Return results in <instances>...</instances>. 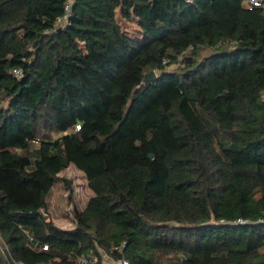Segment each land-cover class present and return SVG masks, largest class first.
I'll use <instances>...</instances> for the list:
<instances>
[{
  "label": "trees",
  "instance_id": "trees-1",
  "mask_svg": "<svg viewBox=\"0 0 264 264\" xmlns=\"http://www.w3.org/2000/svg\"><path fill=\"white\" fill-rule=\"evenodd\" d=\"M66 1L0 0V264H264V0Z\"/></svg>",
  "mask_w": 264,
  "mask_h": 264
},
{
  "label": "rangeland",
  "instance_id": "rangeland-1",
  "mask_svg": "<svg viewBox=\"0 0 264 264\" xmlns=\"http://www.w3.org/2000/svg\"><path fill=\"white\" fill-rule=\"evenodd\" d=\"M122 22L125 30H129L134 36L138 35L137 25L132 22L127 23L124 20ZM208 52L209 49L203 50V54ZM178 66V63H174L168 65L167 68L168 70H174L177 69ZM60 176L64 177V180L57 182L51 189L47 196L48 206L46 209H43L42 212L44 216L50 218L57 226L70 228L75 225L73 220V208L84 209L93 191L89 187L85 173L73 164L65 168L60 173ZM66 180L70 181L71 185H68ZM1 242L2 240L0 238V243ZM103 255L104 259L107 258V256H112L105 252Z\"/></svg>",
  "mask_w": 264,
  "mask_h": 264
},
{
  "label": "built area",
  "instance_id": "built-area-1",
  "mask_svg": "<svg viewBox=\"0 0 264 264\" xmlns=\"http://www.w3.org/2000/svg\"><path fill=\"white\" fill-rule=\"evenodd\" d=\"M73 2H74V0H67L66 1V4H65L66 14L64 15V17L59 18V20H58L59 24L60 23H64L65 24V22L67 21V17H68V14H69L70 10H71ZM251 4L252 5H260V4H262V0H251ZM262 97L264 99V93H263ZM42 210H41V212H42ZM240 222H242V221H240ZM30 241L33 242V243L35 242L32 236H30ZM45 247H47V245H45ZM119 261L121 262V264H129L128 260H126L124 258L119 259ZM78 264H103V262L99 263L98 262V258L96 256L82 255V256L78 257Z\"/></svg>",
  "mask_w": 264,
  "mask_h": 264
},
{
  "label": "crops",
  "instance_id": "crops-1",
  "mask_svg": "<svg viewBox=\"0 0 264 264\" xmlns=\"http://www.w3.org/2000/svg\"><path fill=\"white\" fill-rule=\"evenodd\" d=\"M102 259L104 261V264H120V261H119L120 258H115L113 256H107V258H105V259H104V256H103Z\"/></svg>",
  "mask_w": 264,
  "mask_h": 264
},
{
  "label": "water",
  "instance_id": "water-1",
  "mask_svg": "<svg viewBox=\"0 0 264 264\" xmlns=\"http://www.w3.org/2000/svg\"><path fill=\"white\" fill-rule=\"evenodd\" d=\"M156 78V71L155 70H151L150 72L146 73L145 75V81H148V80H153ZM119 258L121 259L122 258V254H119Z\"/></svg>",
  "mask_w": 264,
  "mask_h": 264
}]
</instances>
